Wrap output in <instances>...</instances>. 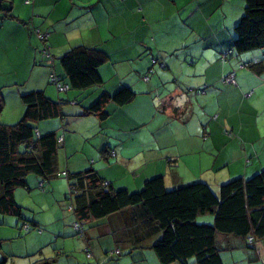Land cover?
Here are the masks:
<instances>
[{
    "label": "crops",
    "instance_id": "crops-1",
    "mask_svg": "<svg viewBox=\"0 0 264 264\" xmlns=\"http://www.w3.org/2000/svg\"><path fill=\"white\" fill-rule=\"evenodd\" d=\"M160 2L33 0L27 5L23 0H0V7L10 9L16 18H3L5 11L0 9V35L6 34L2 42L21 49L23 69H32L29 83L19 78L17 84H8L22 86L25 82L17 105L24 109L22 91L43 90L54 101L64 98L67 103H63L62 111L66 116L39 123L38 133L55 132L63 139L57 154L59 168L63 165L67 172L81 171L94 157L92 167L114 189L135 191L145 179L156 175H163L170 186L200 180L218 187L236 176L259 172L264 167V49L233 52L227 60L221 58L222 52L232 48L243 1L173 0L172 10L161 8ZM35 28L49 34L50 61L39 58ZM78 46L104 56L97 69L102 82L90 87V97L79 92L84 90L58 93L46 84L51 71L62 74L58 57ZM152 59L164 67L152 64ZM232 71L236 86L219 82L222 75ZM122 87L132 89L134 98L121 106L107 101L106 118L96 114L72 116L102 93L111 95ZM84 95L88 97L81 101L84 106L75 108ZM18 112L19 107L15 109ZM82 125L90 127L91 133L82 135ZM76 135L90 142L92 154L84 152L80 157L73 149ZM103 149L114 151L108 162L101 158ZM170 163L175 166L170 168ZM51 196L55 198L54 193ZM17 197L15 193L16 201ZM58 211L46 219L32 215L46 230L19 239L26 257L35 253L34 243L55 242L48 257L49 252L43 254L44 248H38L45 264H161L152 250L159 234L144 223L140 208L91 220L85 238H79L78 243L73 240V246L65 239L54 240L55 236L71 234L65 232V221L60 225ZM3 222L4 227L7 219ZM19 234L13 228L0 229L2 256L8 254L2 244ZM217 240L221 264H264V239L254 248H247L242 239L233 236H218ZM87 247L90 259L84 252Z\"/></svg>",
    "mask_w": 264,
    "mask_h": 264
},
{
    "label": "trees",
    "instance_id": "trees-1",
    "mask_svg": "<svg viewBox=\"0 0 264 264\" xmlns=\"http://www.w3.org/2000/svg\"><path fill=\"white\" fill-rule=\"evenodd\" d=\"M242 1L243 14L234 27L231 55L233 52L264 49V0ZM0 9L5 11L3 18H15L10 9ZM33 32L40 42L39 58L52 60L49 34L38 28ZM39 33L46 34L47 39L40 37ZM103 62L104 56L99 51L74 47L59 58L62 74L51 71L49 82L58 93L88 89L101 84L97 69ZM156 63L162 62L156 60ZM227 74L222 75L219 82L228 84L222 81ZM58 85L67 87V90L59 91ZM134 96L135 92L129 87H122L111 95L104 92L80 114L72 116L96 114L104 119L108 115L104 110L107 101L121 106ZM20 99L24 105L21 119L13 125L0 123V226L4 224L3 216H17L20 220L17 226L22 234L44 232L46 228L32 216L23 218L15 190L26 188L27 177L34 175L38 180L37 187L44 193L49 180L60 174L67 180L66 194L70 202L67 211L72 214V234L78 238H85L91 220H100L127 208H140L144 223L159 234L152 250L161 264L174 261L180 264H221L218 236L240 238L247 248H254L264 239V167L249 177L236 176L221 183L217 192L200 180L170 186L163 175L145 179L141 188L135 191L114 189L92 167L94 160L84 170L60 172L57 154L63 139L55 132L38 133L39 123L66 116L62 111L66 100H51L43 90L24 93ZM2 106L0 95V110ZM225 133L233 136L232 132ZM102 152H105L101 157L105 162L114 156L112 150L106 152L103 149ZM172 166L175 164L170 163L169 167ZM199 216H210V221L205 219L204 223H198ZM60 237L55 236L54 240H60ZM49 244L56 245L55 242ZM84 252L88 259L92 257L90 248H85ZM7 257L8 254L3 255V262ZM45 262L46 259H40L35 264Z\"/></svg>",
    "mask_w": 264,
    "mask_h": 264
},
{
    "label": "rangeland",
    "instance_id": "rangeland-1",
    "mask_svg": "<svg viewBox=\"0 0 264 264\" xmlns=\"http://www.w3.org/2000/svg\"><path fill=\"white\" fill-rule=\"evenodd\" d=\"M171 4H173V0H161L160 2L161 8L163 9L168 8L169 10H172L173 6ZM5 35H6L5 32H3L0 35V42H1L0 43V95L3 101V106L0 110V123L7 124V125H13V124H16L21 119L23 112H24L23 107L21 105H17V103H21L19 100L18 93L19 91H21V89L23 90L25 82L23 83L22 86L8 85V84H11V83L17 84L15 83V80H18L19 78H21V80L23 81L26 80V82L28 81L29 83L28 79H29L32 69L31 68L27 70L23 69L24 68L23 53L21 49L19 48L17 49V47L14 49L15 45L12 43L2 42ZM59 58L60 57H58V60H57L58 62H59ZM50 74L51 72L47 74V78H46L47 81L50 79L49 78ZM34 75L35 73L32 74V78ZM47 81H46V84L49 87L53 88L54 86H52L50 82L47 83ZM92 90L93 89L90 88V89L79 91V92L86 93L90 97L93 95ZM71 91H78V90H71ZM85 91H88V92H85ZM79 92H76V93H79ZM24 93L25 91H22V94ZM88 93H91L92 95ZM86 98L88 97H86L85 95L80 96L78 98L79 103H77V107L75 108H78L79 106H84L83 104H81V101L85 100ZM98 98L99 96H97L93 101H96ZM17 107H19V112L15 113V109ZM51 121H55V120L52 119L49 122ZM43 122L45 123V121ZM63 123H65L64 120H63ZM37 129H38V126H37ZM262 130L264 131V125L262 127ZM80 131L81 133H83L82 135H85V134L91 133L92 129L90 127L85 129L82 125V128L80 129ZM111 138L112 136L109 135L108 139H111ZM74 139L75 141H72L73 149L78 150L80 157H83L84 152L91 151V149L89 148L91 147V145L89 144L90 143L89 141L84 140L83 137L77 138V135L74 137ZM94 151L96 152L95 148H94ZM98 153L99 152H96V154ZM91 154H92V151H91ZM97 157L100 158L99 156ZM91 159L94 160V157L89 158V161ZM59 170L60 172H63L64 170L63 165H61ZM70 173H73V172H70ZM27 179H26L27 181L26 188H17L15 190V193L18 194L17 203L21 207L23 218H31V216L33 215V216H37L41 218L44 217V219H46V217H51L52 213H54V210L59 209L58 213L60 212L62 216L60 225H62V223L65 221L66 222L65 232H69L72 234L73 233V230H72L73 221L71 220L72 214L67 211L68 205L70 203L68 200V196L66 194L67 180L59 174V176H57L56 178H52L49 180L48 185H47V191L43 193L37 187L38 180L36 176L29 175ZM211 188L215 192H217L218 187H211ZM52 193H54L56 199L53 196H51ZM57 200L58 201L60 200L59 202H60L61 207L59 206V202ZM3 217L7 219V223L6 225H4L5 228L6 227L8 229L13 228L16 231V233L19 232V227L15 225V224H19L20 222L17 216H3ZM209 217L210 216H203V217L199 216V218H197V222L204 223L205 219L210 221ZM11 219L14 220L13 221L14 223L11 221ZM4 227L0 226V229H4ZM30 233H33V231ZM29 234H24V233L22 235L19 234L18 236L13 237L15 239L6 241L5 243L2 244L3 248L7 251L9 257H7V261L5 258V261L3 262L4 258L2 256V252L0 251V264L2 263L3 264H35V261L37 259H41V255L38 252V248H41V247H42L41 249L44 248L43 254L45 252H49L45 255L46 257L51 255L52 252L50 251V249H54V246L51 247L49 243L48 245L46 243L45 245H43L44 243H34L35 244L34 247H36L35 253L33 255L29 254L33 256V259L31 256L26 257L25 254L27 253H21L23 250L20 244L21 241L19 239L23 238L24 236H28ZM31 237L33 238V234H31ZM63 239H65L64 241H66L68 244H71L73 246V243H72L73 240L75 243H78L77 240L79 238L76 235L72 234L71 238H68V237L64 238L63 236H61L60 240L62 241ZM65 244H64V247H65ZM11 252H12V255H10Z\"/></svg>",
    "mask_w": 264,
    "mask_h": 264
},
{
    "label": "built area",
    "instance_id": "built-area-1",
    "mask_svg": "<svg viewBox=\"0 0 264 264\" xmlns=\"http://www.w3.org/2000/svg\"><path fill=\"white\" fill-rule=\"evenodd\" d=\"M30 1H32V0H25V3H29ZM39 35H40V37H43L44 39H47V35L46 34H40L39 33ZM230 55H231V51L230 50L229 51H225L224 53L221 54V58L223 60H227ZM152 63H156V60L155 59H152ZM159 65L161 67L164 66L163 63H160ZM144 80H147V76L144 77ZM222 81L225 82V83H228V84L236 85L235 72L232 71V72L228 73L226 76H224L222 78ZM57 89L59 91H66L67 90V87L58 85L57 86ZM250 94L251 93H248L246 96H250Z\"/></svg>",
    "mask_w": 264,
    "mask_h": 264
}]
</instances>
